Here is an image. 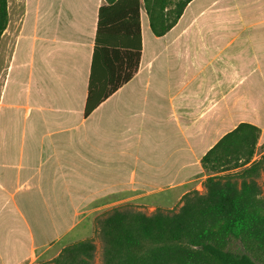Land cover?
I'll use <instances>...</instances> for the list:
<instances>
[{
    "label": "crops",
    "instance_id": "1",
    "mask_svg": "<svg viewBox=\"0 0 264 264\" xmlns=\"http://www.w3.org/2000/svg\"><path fill=\"white\" fill-rule=\"evenodd\" d=\"M7 3L0 264L58 255L112 204L160 199L173 209L195 174L206 173L202 157L241 122L258 126L264 142V20L232 18L259 12V0H193L163 36L153 34L142 2L138 71L89 116L106 1ZM103 76L99 65L98 87Z\"/></svg>",
    "mask_w": 264,
    "mask_h": 264
},
{
    "label": "trees",
    "instance_id": "2",
    "mask_svg": "<svg viewBox=\"0 0 264 264\" xmlns=\"http://www.w3.org/2000/svg\"><path fill=\"white\" fill-rule=\"evenodd\" d=\"M99 10L85 116L138 71L143 2L154 35L170 31L193 0H105ZM8 3L0 0V39L8 26ZM104 72L98 87L93 72ZM261 129L239 123L202 157L204 191L193 190L177 210L152 214L131 205L97 217L102 264H264V153L256 155ZM91 239L66 246L39 264H93Z\"/></svg>",
    "mask_w": 264,
    "mask_h": 264
},
{
    "label": "rangeland",
    "instance_id": "3",
    "mask_svg": "<svg viewBox=\"0 0 264 264\" xmlns=\"http://www.w3.org/2000/svg\"><path fill=\"white\" fill-rule=\"evenodd\" d=\"M259 2H260V3H258L259 12H253V11H249V10L246 11L245 10L242 17H239V14L234 10L233 17H232L233 20H241V19H243V20H264V0H259ZM17 7H18V9H20L19 5ZM11 15H12V20H14L13 17L15 16V14H13L12 10H11ZM2 51L3 50L1 48L0 49V70H1L2 64H3ZM262 153H264V142L259 141L254 160H258L261 157ZM209 174H211V173L206 172V173L195 174V177L193 178V180L191 181V183L189 185V188L191 189V191L198 190L200 192H203L204 191L203 181L205 180V176L209 175ZM259 182L264 189V176H262L259 179ZM187 189H188V187H187ZM162 203L163 202H161L160 199H148L146 204H144V203L143 204H139V203L138 204H133V203H130V204H112L105 209H101L100 212H97L94 216L89 217V220L85 222V226H87L86 231L81 232V230H79L78 232L75 233V235H76L75 237L71 238L70 240H69V238H70L69 237L65 240V242L72 241L69 244V245H72L73 243L78 242V241L91 239L96 246L93 264H102L103 263V242H102L101 237H100L97 217L101 216L107 212H110L111 210H113L116 207H123L125 205H131L136 210L142 211L146 214H152L158 208L164 209L166 211H171V210H177L181 206V201L173 209H169L167 207H164L163 205H161ZM74 239H76V240L74 241ZM69 245H67V246H69ZM58 255L52 254V255L45 256L44 259L39 260L36 264H39L41 262L51 261V260L57 258Z\"/></svg>",
    "mask_w": 264,
    "mask_h": 264
}]
</instances>
